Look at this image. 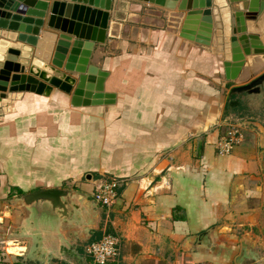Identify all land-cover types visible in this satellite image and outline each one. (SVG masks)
Wrapping results in <instances>:
<instances>
[{
  "label": "crops",
  "instance_id": "obj_1",
  "mask_svg": "<svg viewBox=\"0 0 264 264\" xmlns=\"http://www.w3.org/2000/svg\"><path fill=\"white\" fill-rule=\"evenodd\" d=\"M42 1L40 33L70 40L56 68L75 81L65 90L31 74L33 50L18 31L0 28V65L21 74L0 91V188L14 196L70 187L91 199L97 178L120 185L111 207L93 202L82 230L41 238L42 259L23 256L30 240L21 236L23 252L4 251L21 221L9 209L0 264H93L86 247L104 233L121 238L109 264H234L246 232L264 264V129L243 126L230 152L217 147L233 88L264 72V8L250 11L249 0H71L110 16L103 39L83 38L69 59L78 26L50 25L53 0ZM88 64L98 67L92 81Z\"/></svg>",
  "mask_w": 264,
  "mask_h": 264
},
{
  "label": "water",
  "instance_id": "obj_2",
  "mask_svg": "<svg viewBox=\"0 0 264 264\" xmlns=\"http://www.w3.org/2000/svg\"><path fill=\"white\" fill-rule=\"evenodd\" d=\"M151 1L160 4L165 3L163 0ZM209 4L210 0L207 1V5ZM48 5V2L42 0H0V28L18 31L17 38L28 44L29 51L33 50L29 68L31 74L48 79L65 90H70L71 83L75 81V78L58 71L56 68V66H63L71 44L70 40L58 37L57 33L49 30H43L40 33ZM263 8L264 0H249L248 9L250 11L255 12ZM195 11L191 10L190 13H195ZM209 11L207 9L205 13H209ZM50 12V25L68 31H70V26H73V23L80 27L79 29L82 31L88 27L93 29V31L80 33L77 27L74 32L76 39L69 59H72V57L77 58L79 48L84 42L83 38L103 39L110 16L107 9L71 0H53ZM54 19H57V21L63 20L59 24L54 22ZM66 24L70 26L67 27ZM3 58L0 50V60L2 61ZM50 61L52 64H50ZM84 68L87 71L88 79L94 80L98 67L94 64H88ZM84 68L81 67V69ZM12 71L7 65H0V91L7 90L10 79L15 80L21 75L12 73ZM51 73H54L55 76H52ZM84 76V74H81L80 79L82 80ZM262 79H264V72L251 80L250 83L235 86L233 90L248 88L251 84L261 82ZM239 180L240 178H237L233 184V194H236L239 190ZM8 202L12 205L10 208L12 211L13 209L20 211L21 221L10 227L7 238L13 240L20 239V236L28 238L30 242L23 256L42 259L47 257V251L42 247L40 239L53 237L54 233L60 228L75 227L76 231L82 230L85 222H92L93 202L97 203L98 201L94 198L90 199L88 193L78 189L45 187L14 195L8 199ZM206 233L202 232L198 238L203 239ZM3 234V232H0V235ZM259 258L260 253L256 249L255 239L248 232L244 233L241 239L240 251L234 258V264H256ZM51 262L46 260L44 264H50Z\"/></svg>",
  "mask_w": 264,
  "mask_h": 264
},
{
  "label": "built area",
  "instance_id": "obj_3",
  "mask_svg": "<svg viewBox=\"0 0 264 264\" xmlns=\"http://www.w3.org/2000/svg\"><path fill=\"white\" fill-rule=\"evenodd\" d=\"M235 126V125H233ZM241 139V133L239 134V129H231L229 126L225 133L220 135L217 142V147L221 152H230L233 147ZM120 185V180L117 178H97L94 181V190L92 195L96 201L100 204L111 207L118 196V188ZM3 221V216L0 215V226ZM3 241V240H1ZM12 241L16 244H20L16 240H5L3 244V249L9 253V248L7 242ZM17 242V243H16ZM19 247H23L19 245ZM121 248V238L116 233H104L100 238L89 242L86 247L87 252L92 258L93 264H109L110 262L117 261L120 254ZM24 249H20L17 252H23ZM16 253V252H15ZM62 264V263H53Z\"/></svg>",
  "mask_w": 264,
  "mask_h": 264
},
{
  "label": "rangeland",
  "instance_id": "obj_4",
  "mask_svg": "<svg viewBox=\"0 0 264 264\" xmlns=\"http://www.w3.org/2000/svg\"><path fill=\"white\" fill-rule=\"evenodd\" d=\"M259 75V74H258ZM252 98V97H250ZM241 100V105H237V103H233L234 100ZM257 98L249 99L248 96L245 95H238L237 93H234L231 95L228 101V108H227V120L222 123V126L220 125L221 134L225 133L228 126L231 129H239V134L242 133L243 126L258 130V129H264V113L263 109L260 105L257 103ZM235 125V126H233ZM12 196L5 195L2 188H0V207L4 210H0V214L3 216V211H6V218L3 219L1 226H0V232H5L7 230L5 227L8 225L9 220L12 219L13 215H9V209L12 207L8 202V199H10ZM5 203V204H4ZM2 205V206H1ZM8 228V227H7ZM4 235V234H3ZM3 235H0V237H4ZM3 240V238H0V241ZM10 240V239H9ZM13 240V239H11ZM17 243V242H16ZM20 244H16L14 242H7L8 248L10 250H13L12 252L9 250V253H15L14 250L17 249V246L19 247ZM5 251V249H4Z\"/></svg>",
  "mask_w": 264,
  "mask_h": 264
},
{
  "label": "flooded vegetation",
  "instance_id": "obj_5",
  "mask_svg": "<svg viewBox=\"0 0 264 264\" xmlns=\"http://www.w3.org/2000/svg\"><path fill=\"white\" fill-rule=\"evenodd\" d=\"M256 77L257 76H255L254 78H256ZM254 78H252L251 80H253ZM251 80H249L248 82H246L244 84L250 83ZM235 93H237L238 98H239V95H241V94L248 96L249 99L257 98L256 101H257L258 105H260L261 108L264 110V79H262L261 82L251 84L250 86H248V88H245L242 90H236ZM250 97H252V98H250ZM236 103L238 106L241 105V100L237 99ZM263 113H264V111H263Z\"/></svg>",
  "mask_w": 264,
  "mask_h": 264
},
{
  "label": "bare ground",
  "instance_id": "obj_6",
  "mask_svg": "<svg viewBox=\"0 0 264 264\" xmlns=\"http://www.w3.org/2000/svg\"><path fill=\"white\" fill-rule=\"evenodd\" d=\"M9 242H10V241H9ZM11 242H12V241H11ZM23 248H24V247H21V248L19 247V250H20V249L22 250ZM9 250H10V249H9ZM14 251H15V250H14ZM17 251H18V250H16L15 252H17ZM11 252H12V250H11Z\"/></svg>",
  "mask_w": 264,
  "mask_h": 264
}]
</instances>
